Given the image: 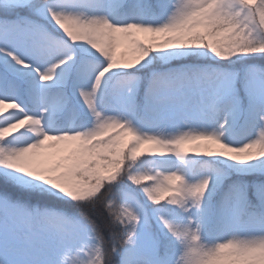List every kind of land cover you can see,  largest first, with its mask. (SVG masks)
<instances>
[{
  "label": "snow or ice",
  "instance_id": "6c2138e0",
  "mask_svg": "<svg viewBox=\"0 0 264 264\" xmlns=\"http://www.w3.org/2000/svg\"><path fill=\"white\" fill-rule=\"evenodd\" d=\"M0 264H264V0H0Z\"/></svg>",
  "mask_w": 264,
  "mask_h": 264
},
{
  "label": "rangeland",
  "instance_id": "374dc122",
  "mask_svg": "<svg viewBox=\"0 0 264 264\" xmlns=\"http://www.w3.org/2000/svg\"><path fill=\"white\" fill-rule=\"evenodd\" d=\"M121 51H123V49H121ZM259 132V130H257V133Z\"/></svg>",
  "mask_w": 264,
  "mask_h": 264
}]
</instances>
